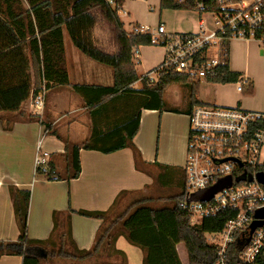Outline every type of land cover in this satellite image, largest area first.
I'll use <instances>...</instances> for the list:
<instances>
[{
	"label": "trees",
	"instance_id": "trees-1",
	"mask_svg": "<svg viewBox=\"0 0 264 264\" xmlns=\"http://www.w3.org/2000/svg\"><path fill=\"white\" fill-rule=\"evenodd\" d=\"M125 1L115 0L112 6L107 0H0V115L22 113L24 105L32 97L54 87H70L84 99L85 106L90 110L92 131L89 138L80 143L65 139V153L60 156L63 163L58 165L53 156L44 168L36 169L35 178L38 180L78 179L82 170V149L111 154L129 148L134 153L136 167L147 172V164L134 144L142 111L165 110L189 115L196 106L211 105L197 99L202 82L237 84L242 76L232 71L228 63L227 66L218 67L217 74L204 81L173 70L163 71L155 81L148 78V74L155 69L140 77L134 62V50L152 46L151 34L139 32L136 26L130 33L125 30L119 16ZM218 1L160 0V8L197 11L202 15L204 11L198 9L197 4H204L207 11H216L219 9ZM96 11L114 26L119 45L114 55L101 51L95 44L92 35L97 24ZM65 33L84 56L113 70L111 86L70 84L65 61ZM226 53L229 62V45ZM139 81L142 87L133 88ZM172 85H184L189 89L188 108L184 112L170 108L165 101V92ZM237 107L240 108V103ZM35 120L38 121L39 117H28V121ZM42 125L49 129L46 123L42 122ZM12 128V122L4 123V130L10 131ZM52 135H57V132ZM158 167L156 185L179 189L172 197L142 198L131 203L124 211L115 213L120 202L129 196L122 192L105 212H56L53 215L52 234L44 241L32 240L28 236L31 192L10 186L20 236L16 242H0V258L18 255L23 257V264H42L43 257L48 255L59 259L93 260L95 264H127L125 253L116 249L118 238L124 237L143 252V264H183L177 250L179 244H183L187 251L188 264H218L219 249L207 242L206 234L222 231L236 213L227 210L205 218L198 226H192L190 215L180 207L186 188L185 172L181 171L178 180H171L166 186L164 176L169 168ZM258 171L264 173V163ZM156 203L163 205L155 207ZM73 213L103 222L95 245L89 251L79 250L73 239ZM248 242V234L236 236L225 253L226 264H245L240 259V253ZM104 251L106 260L101 259ZM116 256L121 259L119 263L112 261Z\"/></svg>",
	"mask_w": 264,
	"mask_h": 264
},
{
	"label": "crops",
	"instance_id": "crops-1",
	"mask_svg": "<svg viewBox=\"0 0 264 264\" xmlns=\"http://www.w3.org/2000/svg\"><path fill=\"white\" fill-rule=\"evenodd\" d=\"M126 5H128V0L122 8L127 15L123 14V16L129 17L131 14L125 11ZM131 23L134 25L133 28L135 26L137 29L146 27L134 19ZM64 43L66 69L71 85L111 86L113 81L110 80L111 73L106 71V66L92 63L74 48L67 50L66 38H64ZM152 47H140L137 49L138 54L134 56L138 64L148 66L147 73L156 69L166 55V50L163 47L160 48L163 52L155 64L152 55L140 56L142 48L151 49ZM136 68L138 70L137 65ZM243 76L247 75L243 74ZM250 80L253 83L251 78ZM141 87L140 81L133 85L135 89ZM39 95L44 97L43 110H36L32 106V101ZM39 95L32 97L24 105L22 113L0 115V242H16L20 236L9 191L10 186L31 192L28 236L32 240L44 241L48 240L52 234L54 213L68 214L71 210L105 212L112 207L122 192L128 193L127 197L142 195L143 198H152L154 196H151V192H157L158 189L160 192H165L171 189L170 187L160 188L156 185L155 179L159 175L158 165L169 168L164 176L166 186L171 183V180H178L180 172L184 171L189 133L188 115L165 110H143L134 144L141 152L142 160L147 164V172L136 167L134 153L129 148L111 154L82 149L80 151L82 170L78 179L70 181L36 179L35 158L39 146L42 155L47 156L49 160L54 156L56 163L61 165L63 160L60 156L65 153L66 149L64 140L80 143L89 138L92 131L90 110L84 107V99L70 87H54L44 90ZM197 99L205 104L211 103L200 99L199 93ZM233 102L236 104L235 107L238 103L241 106L239 99ZM167 105L184 112L188 108V98L185 104L181 103L180 106H173L169 103ZM80 112L86 114L82 116L86 117V121L71 118L70 115ZM52 114L55 116L65 114L69 117L64 115L50 120ZM29 116H38L39 120L28 121ZM62 120L64 124L60 125ZM8 121L12 122L13 126L10 131L4 130V123ZM42 122L49 125V129L42 125ZM75 125L80 126V134L72 132V127ZM53 132H57L61 139L57 135H52ZM102 223L99 219L86 218L76 213L71 215L73 239L79 250L89 251L94 247ZM181 245L183 244L177 246L180 259L183 264H188L187 251ZM116 249L125 253L127 264H143V252L132 246L124 237L118 238ZM23 262V257L18 255H4L0 258V264H23ZM42 264H95V262L93 260L59 259L45 255Z\"/></svg>",
	"mask_w": 264,
	"mask_h": 264
},
{
	"label": "built area",
	"instance_id": "built-area-1",
	"mask_svg": "<svg viewBox=\"0 0 264 264\" xmlns=\"http://www.w3.org/2000/svg\"><path fill=\"white\" fill-rule=\"evenodd\" d=\"M107 1L115 5V0ZM217 5L218 10L207 11L204 4H197L198 9L214 18V27L209 28L201 19L196 34H168L163 24L154 31L147 27L139 29L143 34H151L152 46L166 50L163 62L148 74L150 80H157L165 70L201 81L213 77L218 67L229 63L226 47L231 40L255 42L264 52V0H219ZM137 54L135 49L134 56ZM252 85L250 78L240 76L238 92L248 91ZM32 106L43 110V95L32 101ZM188 118L186 188L180 207L190 215L192 226L227 210L235 212L222 231L207 234L211 240L209 244L219 249L218 264H226L225 253L236 236L243 234H248L249 242L240 253L241 261L261 264L264 261V225L253 233L251 225L264 212V185L257 179L258 168L264 163L261 160L264 113L211 104L194 107ZM48 161L39 146L35 168H44ZM229 177L232 178L230 188L207 202L191 201L194 195Z\"/></svg>",
	"mask_w": 264,
	"mask_h": 264
},
{
	"label": "rangeland",
	"instance_id": "rangeland-1",
	"mask_svg": "<svg viewBox=\"0 0 264 264\" xmlns=\"http://www.w3.org/2000/svg\"><path fill=\"white\" fill-rule=\"evenodd\" d=\"M123 11H120L121 13L119 16L122 22L125 23V30L128 33L135 29L133 28L134 25L131 23L132 19L136 20L140 25L146 26L151 31L157 30L160 26V23H163L168 34H196L199 32V22L201 19L205 21L209 28L214 27V18L209 16V14L203 13L200 15L197 11L162 10L160 8V0H128V5L125 6V11L129 12L131 16L124 17ZM95 15L97 18V24L92 35L95 44L101 51L111 55L116 54L119 50V45L114 26L109 24L100 12L96 11ZM65 38L67 50L73 48L76 49L67 33H65ZM160 48L162 47L153 46L151 49L142 48L140 50V56L143 57L145 54L152 55L153 63L155 64L163 52V50ZM229 51V67L231 70L240 72L242 76L245 74L253 80L254 84L252 85L251 92L248 94L246 91L242 94L238 93L236 84L219 85L202 83L199 92L200 99L229 108L235 107L236 104L233 101L239 99L241 101L240 108L243 110L264 113V52L257 43H248L240 40H231L229 42ZM214 53L215 51H212V54ZM90 61L96 65L104 66L92 60ZM134 62L138 67V74L140 77L147 73L146 69H148V66L144 64L140 65L136 60H134ZM106 71L111 73L110 80L113 81V70L106 66ZM154 77L157 79V76ZM75 93L79 95L77 92ZM188 93L189 89L187 86L172 85L167 88L164 98L167 103L173 106H180L181 103L185 104ZM83 105L85 107V103H83ZM64 115L58 114L55 116L52 114L50 120H54L57 117ZM85 115V113L80 112L70 116L74 119L80 118L81 121H86V117H82ZM65 117H69V115H65ZM63 121L64 120L60 122V125L61 123L62 125L64 124ZM79 129L80 126L75 125L72 127V132L80 134L81 130ZM261 160L264 161V149L261 154ZM178 190V188H172L169 191L160 192L158 189L157 192H151V196H154L153 198L155 199L170 198L174 193H177ZM143 197L144 196L142 195L139 197H126L120 202L115 213L124 211L131 203L136 200H140ZM162 205L163 204L159 203L154 204L155 207H161ZM206 239L208 243L211 242L207 234ZM181 246L182 248L184 247L183 245ZM101 259L106 260L105 251L101 256ZM112 261L118 263L121 261V259L120 257L116 256L112 259Z\"/></svg>",
	"mask_w": 264,
	"mask_h": 264
},
{
	"label": "water",
	"instance_id": "water-1",
	"mask_svg": "<svg viewBox=\"0 0 264 264\" xmlns=\"http://www.w3.org/2000/svg\"><path fill=\"white\" fill-rule=\"evenodd\" d=\"M258 182L264 185V173L260 172L257 175ZM232 185V178L220 180L216 185L208 188L204 192L194 195L191 198V201H200L207 202L211 200L217 193L221 192L226 188H230ZM264 225V212L257 216V219L251 225V232L253 233L258 228H261Z\"/></svg>",
	"mask_w": 264,
	"mask_h": 264
},
{
	"label": "bare ground",
	"instance_id": "bare-ground-1",
	"mask_svg": "<svg viewBox=\"0 0 264 264\" xmlns=\"http://www.w3.org/2000/svg\"><path fill=\"white\" fill-rule=\"evenodd\" d=\"M260 173V172H259Z\"/></svg>",
	"mask_w": 264,
	"mask_h": 264
}]
</instances>
